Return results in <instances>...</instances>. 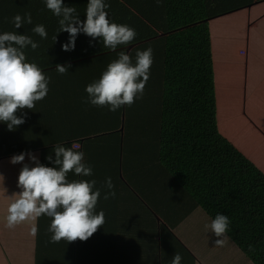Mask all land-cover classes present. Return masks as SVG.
Wrapping results in <instances>:
<instances>
[{"label":"trees","instance_id":"1","mask_svg":"<svg viewBox=\"0 0 264 264\" xmlns=\"http://www.w3.org/2000/svg\"><path fill=\"white\" fill-rule=\"evenodd\" d=\"M105 2L110 22L126 24L137 33L130 45H121L116 51L83 33L77 36L74 50L64 51L62 44L68 42L69 34L58 33L59 18L46 8L44 0H0V33L25 34L37 42V49H24L26 58L49 78L47 96L32 110L17 112L25 116L22 135L0 122V209L4 195L12 191L9 185L15 174L10 171L19 169L10 158L37 152L43 163L54 166L46 157L54 156L56 144H63L78 145L75 150L85 154L84 162L93 169L90 177L72 172L68 176L95 179L99 189L106 178L116 179L115 190L118 187L124 192L117 203L131 210L121 211L119 216L111 213V197L104 199L107 189L96 205L97 213L104 211L105 223L87 241L51 242L49 238L31 248V261L22 263L17 262L18 247L0 246V255H10L13 260L7 257L0 264H143L140 239L132 231L139 227L137 207L147 209L151 218L161 219L163 247L166 237H175L170 230L179 228L206 236L209 242V229L206 234L196 228L197 212L205 217V229L218 213L225 214L230 221L225 241L246 260L264 264V173L220 134L211 25L227 14L263 6L264 0ZM87 3L64 0L65 6L76 8L82 21ZM28 12L32 24L16 29L13 17ZM38 24L45 26L46 39L31 31ZM131 46L133 63L137 51L152 49L150 78L142 96L116 111L87 103L86 86L100 78L120 51ZM58 64H70L68 73H58ZM28 111L33 126L28 123ZM38 128L40 134L36 135ZM19 138L22 147H18ZM106 163L109 169L104 168ZM114 217L117 220L111 225ZM41 234L52 235L48 229ZM217 248L205 252L218 254ZM149 253L150 264H154L155 250Z\"/></svg>","mask_w":264,"mask_h":264},{"label":"clouds","instance_id":"2","mask_svg":"<svg viewBox=\"0 0 264 264\" xmlns=\"http://www.w3.org/2000/svg\"><path fill=\"white\" fill-rule=\"evenodd\" d=\"M46 8L59 18V32H67L69 40L62 44V50L75 49V41L83 33L93 40L99 38L103 46L112 51L121 45H130L136 38L135 29L126 24L110 22L106 9L109 5L105 0H88L85 20H80L75 7L65 6L64 0H44ZM16 29L24 24H32L31 13L23 16L17 14L12 20ZM31 31L42 39L47 38L43 24L35 25ZM56 42V36L54 37ZM91 43V42H90ZM32 50L39 47L30 36L16 32L0 33V122L7 124L13 130L25 123V116H18L23 109L32 110L36 102L43 100L49 91V78L34 62H28L24 49ZM153 63L152 49L136 52L135 63L125 51L118 53V58L107 65L100 78L86 86L87 103L93 106L105 107L116 111L121 106H131L138 95L142 96L146 83L150 78V68ZM71 65H56V71L61 75L68 73ZM79 146L68 147L56 144L53 148L55 159L49 154L46 159L54 166L42 164L31 152L13 155L10 163H22L19 171L18 193L13 195L8 206L6 226L14 228L28 219H36L42 215L51 218L48 231L51 242L65 240L68 243L87 241L105 223L103 210L97 213L96 205L101 195V189L96 188V180L68 179L70 172L79 177L93 175L91 165L84 162L85 154L75 150ZM29 163H24L25 157ZM104 187L108 191L104 195L107 200L115 196L111 177L106 178ZM229 218L218 213L211 221V233L216 239V246H223ZM38 227L33 225L31 234L36 235ZM222 237V238H221ZM182 257L174 254L171 264H181Z\"/></svg>","mask_w":264,"mask_h":264},{"label":"crops","instance_id":"3","mask_svg":"<svg viewBox=\"0 0 264 264\" xmlns=\"http://www.w3.org/2000/svg\"><path fill=\"white\" fill-rule=\"evenodd\" d=\"M262 7V5H258L227 14L214 20L211 25L218 103L217 121L220 134L264 173V9ZM254 11L257 13H253ZM251 32L254 33L253 38L250 36ZM240 60L242 65L236 67L235 65ZM29 112L28 123L33 126L35 124L29 118ZM14 130L19 131L17 135L23 134L22 125L15 127ZM35 134H40L39 128L36 129ZM23 144L24 142L19 138L18 147ZM33 153L42 164L47 165V161L45 163L41 161L40 153ZM53 155L54 160L55 154ZM24 163H29L27 156ZM107 164L104 165V168ZM22 166V163H18L16 167L19 169L10 171L15 174L9 185L12 191L4 195L0 209V220H3V223H0V246L5 248L18 247L16 258L17 262L20 263L31 261V248L44 243L49 238L51 240V235L41 234L49 229L51 223V218L45 215L36 219L25 220L14 228L6 226L8 206L12 202L13 195L20 191L17 187V181ZM107 169H109V165ZM8 175L7 173L5 176L7 183L10 182ZM68 179L71 181L78 178L68 176ZM100 189L101 192L107 191L106 187ZM114 191L115 196L111 197V213H117L116 216H119L121 211L126 213L131 210V207L117 203L120 197L124 198V192L118 187L116 190L114 188ZM114 204H117V207H114ZM136 211L138 212L136 215H138L139 227H136L135 230L132 229V231H135L137 238L140 239L138 243L142 249L141 260L143 264L151 263L152 255L149 253L151 249L155 250L154 264H171L176 253L182 257L181 264H253L252 261L243 258L228 241L215 249L218 254L213 252L206 254L205 249L216 246L215 241L219 238L211 233L210 228H204L205 217L200 212L196 214V228L206 232V234V230L209 229V234L212 235L209 242L206 236L202 237L199 233L179 228L175 231L170 230L175 237H166L165 247H163L164 241L160 234L161 219L154 216L151 218L145 208L137 207ZM116 220L114 217L111 225ZM147 220H150L151 224L147 225ZM33 225L38 227L36 235L31 234ZM220 249L223 251H219ZM223 253L225 254L222 255ZM7 257L13 261L10 255H0V260Z\"/></svg>","mask_w":264,"mask_h":264},{"label":"rangeland","instance_id":"4","mask_svg":"<svg viewBox=\"0 0 264 264\" xmlns=\"http://www.w3.org/2000/svg\"><path fill=\"white\" fill-rule=\"evenodd\" d=\"M262 8L264 9V5H263ZM253 13H257V11H254ZM250 36H251V38H253L254 33L251 32V35ZM222 41H224V40L222 39ZM241 65H242V61L240 60V62H238L235 66L238 67V66H241ZM1 249H5V248H1Z\"/></svg>","mask_w":264,"mask_h":264},{"label":"water","instance_id":"5","mask_svg":"<svg viewBox=\"0 0 264 264\" xmlns=\"http://www.w3.org/2000/svg\"><path fill=\"white\" fill-rule=\"evenodd\" d=\"M133 49V46H131V47H128L127 48V50H126V54H129V52H130V50H132ZM123 117V116H122ZM121 128H122V126H121ZM122 130V129H121ZM159 219V218H158Z\"/></svg>","mask_w":264,"mask_h":264}]
</instances>
